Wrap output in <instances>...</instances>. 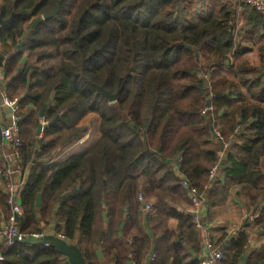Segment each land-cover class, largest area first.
I'll use <instances>...</instances> for the list:
<instances>
[{"label": "trees", "instance_id": "16d2710c", "mask_svg": "<svg viewBox=\"0 0 264 264\" xmlns=\"http://www.w3.org/2000/svg\"><path fill=\"white\" fill-rule=\"evenodd\" d=\"M12 14L0 27V72L21 110L19 161L30 164L19 193L20 234L51 226L52 235L80 249L85 264H98L96 247L106 264H145L152 246L146 224L159 235L151 264H199L185 250L199 252L189 213L176 208L190 206L185 181L199 193L209 186V211L232 194L255 215L236 237L212 242L223 254L219 264H264V246L247 245L250 234L264 235L259 14L235 0H0L1 20ZM258 44L260 62L252 67L246 52ZM90 114L98 121L84 150L43 164L87 134L80 122ZM55 117L37 138L38 125ZM214 166L218 177L210 181ZM139 194L150 206L145 217ZM0 212L9 214L2 188ZM3 264L68 263L51 248L18 241Z\"/></svg>", "mask_w": 264, "mask_h": 264}, {"label": "built area", "instance_id": "2783aa9c", "mask_svg": "<svg viewBox=\"0 0 264 264\" xmlns=\"http://www.w3.org/2000/svg\"><path fill=\"white\" fill-rule=\"evenodd\" d=\"M241 4L248 6L252 10H254L257 14L261 16L264 20V0H238ZM5 82L3 80L2 74L0 72V111L3 109L9 113V121L7 124L3 126L1 137L3 141H6L11 148L14 150V154L17 158L18 148L20 146V138L18 132V113L20 111L18 100H11L6 94L5 91ZM207 109H204L201 114L205 115ZM42 133L37 137L40 138ZM213 136L215 139H219V133L214 131ZM218 166H214L209 171V180L214 181L218 177ZM5 179V183L3 184V193L6 200V205L9 208V214L0 225V264L4 262V254L5 251L12 248L19 240L23 238L29 239H42L47 236L48 233H32V234H20L17 226L18 219L23 215V209L20 203V190L25 184L23 179H20L17 182L11 181L10 172L7 169H3L0 165V182L1 179ZM181 186L184 190L188 192V196L190 199V208L187 211L191 218L193 227L195 232L203 236L204 240V253L198 259L199 264H219V262L223 258L222 251L219 248H215L210 235L208 234L204 220L201 214V206L205 202L206 193L209 189V186H205L204 191L199 193L196 189L190 188L189 185L185 182H181ZM138 201L143 205V211L148 213L150 210V206L144 204V199L141 194L138 195ZM247 224H251L255 219V215L252 213H247L246 215ZM237 232H241L238 230ZM264 234V231H263ZM52 235V234H50ZM56 237L60 239H64L62 234L56 235ZM249 241H247V245ZM153 259V258H152Z\"/></svg>", "mask_w": 264, "mask_h": 264}, {"label": "crops", "instance_id": "0c3cea01", "mask_svg": "<svg viewBox=\"0 0 264 264\" xmlns=\"http://www.w3.org/2000/svg\"><path fill=\"white\" fill-rule=\"evenodd\" d=\"M235 1L240 3L238 0H235ZM199 11L205 12V10L202 8H199ZM238 18H241V16H239ZM20 41H22V42L20 43ZM20 41H19V45L23 43V40H20ZM259 46H260V44L255 45L253 48L254 52L256 53L255 59H256V62H258V64L260 62V56H259V52H258ZM2 50H3V46L0 44V51H2ZM249 52H246V54ZM230 68H231V65L229 63L224 65V70H229ZM227 74H229V73L227 72ZM230 75L232 76V74H229V76ZM20 112H21V110L19 111V113ZM19 113H18V116H19ZM8 121H9V113L3 109L2 111H0V123L5 125L8 123ZM80 124L82 126H85L82 123V121L80 122ZM89 131L90 130L87 129L88 133L86 135H83L82 137L77 138L69 146L57 147V149L55 150L51 159L46 161L43 164H45V165L52 164V163L58 161L59 159L68 156V154L77 153V152L79 153V151H83L88 140H89V137L91 135V132H89ZM207 148L214 149V144H212V143L208 144ZM0 163L2 164V165L1 164L0 165L2 167H4L3 169L9 170V172H10V178L9 179L11 181L17 182L20 179H23L24 182H26V180L28 178V174H29L30 164L25 166V167H22L20 164L19 158H17L14 154V150L11 148V146L6 141H3V140H1V143H0ZM1 188L2 189L4 188L2 181L0 182V189ZM176 208L179 211L182 209L188 211L190 206L189 207L177 206ZM200 211L202 214V218L204 220L206 230H207L208 234L210 235L211 241L213 243H215L223 235H225L227 238L231 237V236L236 237V235L239 233L237 231L241 230L242 228L247 226V222H246L245 217H246L247 213H250L248 211V209L245 207L243 200L236 198L232 194L228 197L226 203L222 206V208L209 211L205 207V202H204L203 205L201 206ZM142 215H143V217H145L147 215V213H145L142 210ZM6 217L7 216H5L3 213L0 212V225L3 223V221L5 220ZM144 227H145V231H146L147 236L152 241V246H151V248H149V253L146 257V263L145 264H151L153 262L152 260L155 257V253L157 252V251L155 252L156 248H154V246H155V240L157 238H159V235H157V233L154 234L151 231V227L150 228H149V226L147 227L146 224H144ZM169 227H171V226H169ZM51 229H52L51 226L47 227L44 230V232L48 233V235H50ZM197 236H198V240H199V252L193 253L189 248H185V250L187 252H189L190 255L193 256V258L198 260V259H200V257L204 253V240H203V236H200L198 234H197ZM248 241H249V244H248L249 248H259L261 246H264V235L250 234ZM125 244L128 246L129 241H126ZM94 253H95V257L97 259L98 264H106V261L102 255V249L101 248H99V247L94 248ZM127 256H130L129 252H127ZM128 264H134V263L129 262ZM168 264H173V260H170Z\"/></svg>", "mask_w": 264, "mask_h": 264}, {"label": "water", "instance_id": "95a60500", "mask_svg": "<svg viewBox=\"0 0 264 264\" xmlns=\"http://www.w3.org/2000/svg\"><path fill=\"white\" fill-rule=\"evenodd\" d=\"M59 8H60V5L56 6V8L52 12L45 14L42 17L36 19L31 26L32 29H35L41 22H43L49 18L54 17L57 14V12L59 11ZM13 18H14L13 14L7 20H1V18H0V27H4V26H7L8 24H10L11 21L13 20ZM21 42L22 41H20V43ZM100 92H102V94L105 96V98L109 102L115 101V99H116L115 95H109L108 93L102 91L101 89H100ZM48 104H49V102H45V104L41 108L40 113H39L40 119H43ZM58 120H59V117H55L51 122L45 124V127L54 126ZM45 127H44L43 123H40L38 125L37 130H36V137H38L41 133H43V130ZM213 138H215V137L213 136ZM40 204H41L40 195H38L37 199H36V207H40ZM19 241L21 243H25V244H29V245H43V246H46L48 248H51L57 254L64 257L67 260L68 264H85V260L82 256V253H81L80 249L75 244H70L66 240L60 239L54 235H47V236L43 237L42 239L23 238Z\"/></svg>", "mask_w": 264, "mask_h": 264}, {"label": "rangeland", "instance_id": "374dc122", "mask_svg": "<svg viewBox=\"0 0 264 264\" xmlns=\"http://www.w3.org/2000/svg\"><path fill=\"white\" fill-rule=\"evenodd\" d=\"M254 48V47H253ZM252 48V50L246 54V58L248 59L249 61V64L254 67V66H257L258 65V62H256V53L254 52V49ZM97 121H98V118H97V115L95 114H90V115H87L84 119H82V123L87 126V129H89L91 132V134L93 135L94 134V130H95V127H96V124H97ZM44 124V127H45V122H41ZM88 133V132H87ZM91 135V136H92ZM215 139V138H214Z\"/></svg>", "mask_w": 264, "mask_h": 264}]
</instances>
